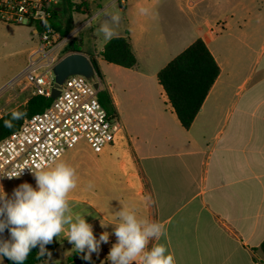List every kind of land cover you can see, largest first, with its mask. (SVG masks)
<instances>
[{
  "label": "crops",
  "instance_id": "0c3cea01",
  "mask_svg": "<svg viewBox=\"0 0 264 264\" xmlns=\"http://www.w3.org/2000/svg\"><path fill=\"white\" fill-rule=\"evenodd\" d=\"M73 2L83 4L80 13L65 14L61 0L53 10L58 33L65 49L85 44L80 52L96 58L101 90L110 92L117 119L124 117L122 104L106 87L116 74L125 93H145L149 102L139 123L130 130L122 125L113 145L101 153L89 145L85 166L74 147L57 160L76 170L77 187L68 194L72 211L85 214L97 238L112 233L121 207L161 223L166 235L149 247L165 244L175 264H264V0ZM75 14L89 18L77 27ZM114 14L121 18L117 37H129L137 57L134 68L106 65L100 55L108 40L98 28ZM198 39L221 73L187 130L170 102L161 106L156 101L157 93L168 99L158 74ZM32 177L13 179L20 181L7 194L24 182L35 187ZM115 242L110 235L99 255L85 261L62 234L49 244L54 250L41 264L51 259L57 264V258L69 264L73 255L79 264H109L107 254Z\"/></svg>",
  "mask_w": 264,
  "mask_h": 264
},
{
  "label": "clouds",
  "instance_id": "9594fccd",
  "mask_svg": "<svg viewBox=\"0 0 264 264\" xmlns=\"http://www.w3.org/2000/svg\"><path fill=\"white\" fill-rule=\"evenodd\" d=\"M147 11L140 9L142 14ZM120 19L114 14L101 23L98 31L105 40L117 37L115 26ZM25 115L13 110L12 119L5 120L4 126L13 127L12 121L23 119ZM24 169L14 171L8 178L21 177ZM31 172L35 187L24 182L13 189L11 196L4 190L0 192V257L12 264H24L33 249L38 248L43 254L47 246L63 234L82 254L83 260L91 261L92 255H99L101 245L109 243L110 235H114L116 242L107 254L109 264H175V257L165 244L155 243L149 247L152 241L166 235L164 226L138 218L134 210L121 207L116 211L118 223L112 233L102 232L97 238L85 214L74 213L70 208L68 194L77 187L76 170L72 166L62 161L53 162ZM6 230L8 238L3 236Z\"/></svg>",
  "mask_w": 264,
  "mask_h": 264
},
{
  "label": "built area",
  "instance_id": "2783aa9c",
  "mask_svg": "<svg viewBox=\"0 0 264 264\" xmlns=\"http://www.w3.org/2000/svg\"><path fill=\"white\" fill-rule=\"evenodd\" d=\"M58 1L0 0V21L36 28L51 17ZM62 41V36L54 30L40 33V44L22 78V82L33 88V96L52 98L53 68L65 50ZM94 84L83 75L68 77L48 108L26 118L18 130L0 140V192L3 182L17 179L8 178L14 171L24 167L19 178L33 175L31 170L57 162L81 138L87 140L95 153L103 152L118 140L123 126L109 117L99 100L100 90ZM3 97L0 89V119L8 113V105L20 99L18 95L4 104Z\"/></svg>",
  "mask_w": 264,
  "mask_h": 264
},
{
  "label": "trees",
  "instance_id": "16d2710c",
  "mask_svg": "<svg viewBox=\"0 0 264 264\" xmlns=\"http://www.w3.org/2000/svg\"><path fill=\"white\" fill-rule=\"evenodd\" d=\"M61 2L66 7L64 13L69 15L80 13L83 7V4H75L73 0H61ZM57 16V12L53 11L51 17L45 21L44 26H37L36 28L39 30V33L47 29L59 32V25L56 22ZM67 33L65 32L64 35H67ZM74 52H80L76 44L65 49L60 59ZM100 55L105 62L127 69L134 68L138 64L129 37H115L111 39L105 44ZM91 60L99 79L102 81L103 74L98 61L96 58H92ZM220 73L221 68L219 64L202 39L195 41L159 72L158 81L185 129L188 130L193 125ZM99 100L107 110L109 117L113 119L117 118V108L108 90L99 91ZM53 101L54 99L51 97L32 96L25 106L14 109L26 113V115L23 119L12 121L13 127L11 128L4 126L5 120L12 119L11 112L13 110L9 111L0 119V140L6 139L18 130L26 118L43 112ZM5 233L8 234L7 230ZM53 250L54 246L52 245H48L47 250L43 254H41L38 248L33 249L24 261V264H41L46 255ZM262 250L264 252V243L262 244ZM3 259L7 264H12L7 258ZM69 264H79V262L70 258Z\"/></svg>",
  "mask_w": 264,
  "mask_h": 264
},
{
  "label": "rangeland",
  "instance_id": "374dc122",
  "mask_svg": "<svg viewBox=\"0 0 264 264\" xmlns=\"http://www.w3.org/2000/svg\"><path fill=\"white\" fill-rule=\"evenodd\" d=\"M57 4H55L54 8ZM75 26L80 27L84 22L88 20V16L74 15ZM35 27L29 25H17L13 23H6L0 21V89H3L4 97L2 102L8 103V100L20 96V99L14 101L7 107V111L19 108L26 98H31L32 87L28 86L26 81L22 82L23 74L31 62V54L34 49L40 44V36L35 33ZM87 35V33H86ZM84 36V42L87 43L86 37ZM77 37H75L76 39ZM92 43L94 42L91 39ZM71 45L67 46L66 49L70 48ZM78 48L82 51L86 49L85 44L78 45ZM63 53V52H62ZM60 54V57L62 55ZM59 57V60H60ZM63 58V57H62ZM108 64V63H104ZM115 79V80H114ZM110 80L106 87H109L121 102V109L124 112L122 120L116 121L121 123L123 126L130 130V127L134 126V123L138 122L141 115L148 106L149 99L145 93L124 92L117 84V74L115 78ZM94 82L97 79L93 80ZM102 84V82H100ZM116 86H115V84ZM156 101L161 106H168L169 101L165 95L160 93L156 94ZM131 138V134L129 136ZM77 155L82 156L85 159L84 165L89 163V144L85 138H81L79 143L74 147ZM33 178V177H32ZM20 180H7L4 182V191L10 192V189L16 186ZM4 238H8V234H3ZM56 258V257H55ZM76 259L75 255L71 257ZM54 261V259H51ZM49 260V263L52 261ZM57 264H67L61 262L60 258L55 259ZM81 262V261H80ZM0 264H6V261L0 257ZM85 264V263H84Z\"/></svg>",
  "mask_w": 264,
  "mask_h": 264
},
{
  "label": "water",
  "instance_id": "95a60500",
  "mask_svg": "<svg viewBox=\"0 0 264 264\" xmlns=\"http://www.w3.org/2000/svg\"><path fill=\"white\" fill-rule=\"evenodd\" d=\"M44 22L40 23V26H44ZM36 33L39 30L36 28ZM55 75V85L52 90V98L55 99L61 92V86L65 83L68 77L73 75H83L88 79L95 80V88L102 89L101 80L99 79L92 60L81 52L70 53L61 58L53 68Z\"/></svg>",
  "mask_w": 264,
  "mask_h": 264
}]
</instances>
